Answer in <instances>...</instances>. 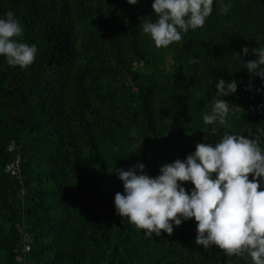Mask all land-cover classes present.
<instances>
[{"label": "trees", "instance_id": "1", "mask_svg": "<svg viewBox=\"0 0 264 264\" xmlns=\"http://www.w3.org/2000/svg\"><path fill=\"white\" fill-rule=\"evenodd\" d=\"M153 2L0 0L37 47L27 69L0 56V264H252L198 246L194 219L148 236L116 214L117 170L143 163L154 178L225 134L259 132L264 146V81L234 55L264 46V0H213L205 26L166 49L142 31ZM221 78L235 94L217 95ZM216 99L230 126L204 124Z\"/></svg>", "mask_w": 264, "mask_h": 264}, {"label": "clouds", "instance_id": "2", "mask_svg": "<svg viewBox=\"0 0 264 264\" xmlns=\"http://www.w3.org/2000/svg\"><path fill=\"white\" fill-rule=\"evenodd\" d=\"M127 2L135 5L138 0ZM212 8L213 0H154L156 20L142 18V31L156 48L166 49L180 42L182 33L203 28ZM22 35L23 28L12 11L0 18V56L9 66L27 69L35 61L37 47L18 42ZM248 54L247 47L234 53L250 77L264 81V46L251 49L256 59L243 60ZM236 91L235 80L225 82L221 78L216 83L219 96ZM229 111L228 102L216 99L211 112L203 115V122L230 126L226 119ZM117 171L124 192L115 194L116 214L146 235H171L173 225L194 219L198 246L205 250L215 246L226 256L264 264V146L259 132L225 134L217 143H198L184 161L161 165L160 174L154 178L146 174L143 163ZM188 182L194 186L191 192L182 186Z\"/></svg>", "mask_w": 264, "mask_h": 264}, {"label": "built area", "instance_id": "3", "mask_svg": "<svg viewBox=\"0 0 264 264\" xmlns=\"http://www.w3.org/2000/svg\"><path fill=\"white\" fill-rule=\"evenodd\" d=\"M7 171H9L12 175H16V176L19 177L18 160H15V161L11 162L7 166ZM28 251H30V244L25 239H22L21 246H20V253H26ZM18 260H21L20 256H18Z\"/></svg>", "mask_w": 264, "mask_h": 264}, {"label": "rangeland", "instance_id": "4", "mask_svg": "<svg viewBox=\"0 0 264 264\" xmlns=\"http://www.w3.org/2000/svg\"><path fill=\"white\" fill-rule=\"evenodd\" d=\"M167 61H168V63H167V64H169V63H170L169 59H167Z\"/></svg>", "mask_w": 264, "mask_h": 264}]
</instances>
